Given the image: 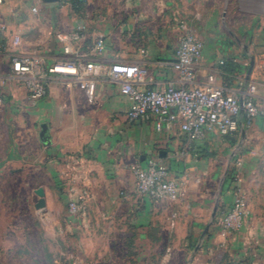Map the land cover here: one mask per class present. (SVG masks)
<instances>
[{"label":"crops","instance_id":"crops-1","mask_svg":"<svg viewBox=\"0 0 264 264\" xmlns=\"http://www.w3.org/2000/svg\"><path fill=\"white\" fill-rule=\"evenodd\" d=\"M97 1L101 8L97 15L93 16L88 10L80 16V22L88 26V36L80 47L83 60L96 65L95 95L90 99L86 89L80 86V111L75 115L67 110L74 102L71 99L72 87L58 86L57 82H52L43 99L32 104L24 82L13 73L11 55L13 51H18L44 56L48 68L51 62L47 55L52 49L57 51L58 43L55 38L52 49L48 48V44H42L44 53L24 38H21L20 45L13 44L16 36H23L26 30H30V25L17 16L10 24L3 14L9 4L21 11L24 3L22 0H6L0 5V128L7 126L8 129L10 123L18 137L7 148H4L5 142L0 141V157L7 150V163L13 161L15 164V159H19L16 153L26 151L23 144H35L38 134L41 138L43 126L47 127L49 135L48 141L43 142L51 153L57 146L55 135L60 137L69 126L66 121L70 118L80 120V139L76 138V148L80 150L78 165L71 174H66V178L72 175L80 179V194L86 193L87 196L86 215L96 219L107 212L114 219L108 231L115 234L107 242L99 239L81 241L80 264L166 262L163 257H149V247L160 243L150 241L143 235L144 228L151 227L155 212L164 214L165 209L160 204L158 208L151 207L150 204L160 202H152L137 194L131 170L133 163L139 161L146 164L150 159L166 165L172 175L182 181L183 188L187 187V222L191 227L188 246L195 247L187 264H264V17L252 16L247 22L241 17L236 23L224 24L212 0ZM181 19L204 41L203 56L197 71L198 84H206L208 77L214 75L216 84L226 85L239 95L251 85L257 87L261 114L250 126L243 123L240 132L222 136L216 131L205 130L201 138L191 140L179 123L172 126L164 124L158 128L155 118L130 121L127 117L129 102L122 94L120 85L109 79L111 65L117 61L142 65L149 71V88L165 89L171 83L178 85L177 71L166 62L175 58ZM78 21L73 18L59 31L72 30ZM38 25V21H35L34 26ZM99 40L105 42L106 48L103 53L96 54L92 48ZM252 61L254 65L248 77ZM231 62L240 68L228 71L227 65V71H224L223 66ZM76 91L79 92V89ZM243 118L242 115V121ZM212 147H215L216 153H229L233 165L237 161L241 163V179L238 182L229 181L228 172L225 171L218 195L212 194L214 179L205 177L206 167L222 166L219 162L214 163ZM221 155L218 159H223ZM190 173H196L197 177L189 179L187 175ZM236 189L243 194L247 216L235 218V229L225 233L220 229L218 219L231 210ZM20 196L19 193L1 192L0 206L2 200L15 198L19 201ZM15 205L19 208L18 202ZM13 206L9 208L12 214L15 212ZM122 206L127 209L119 213ZM44 210L35 207V215L43 216ZM215 210L216 217L213 218ZM128 211L133 216L145 218L146 223L138 225L133 222L128 227H120L117 216L122 217ZM0 216L7 218L8 214L0 212ZM13 224V221L4 225L6 227L0 224V264H7L6 258L15 260L22 255L19 252L20 242L11 241L5 234L14 231ZM85 228L93 233L100 230L95 223ZM202 229L203 233L198 237ZM119 235L128 236L122 240L117 238ZM39 244L42 248L52 247L51 243L47 246ZM26 247L30 251V246ZM104 247L108 248L107 255H102Z\"/></svg>","mask_w":264,"mask_h":264},{"label":"rangeland","instance_id":"rangeland-1","mask_svg":"<svg viewBox=\"0 0 264 264\" xmlns=\"http://www.w3.org/2000/svg\"><path fill=\"white\" fill-rule=\"evenodd\" d=\"M22 1L24 6L21 11L13 4H9L10 6L6 8L3 15L7 17V21L10 24L16 16L29 24V32L26 30L22 34L23 36H18L24 38L31 46L40 50L41 53L45 52V48L41 46L42 44H48V48L52 49V45L55 44V34L68 25L73 18L80 20V13L78 15L72 5L65 0L54 3H44L42 0ZM98 3L97 0H86L84 4L85 11L90 10V14L93 16L97 15L101 9ZM212 3L215 10L219 11V18L224 24L236 23L241 17L246 22L250 21L252 16L264 17V0H212ZM35 8L37 12H34ZM35 21H38V26H34ZM151 34L153 33L151 32ZM47 35L48 37L45 38ZM43 40L47 42L45 43ZM51 51L47 55V59L51 62L49 66L55 67L62 59L59 44H57V51L53 49ZM42 59L45 63L46 58L43 56ZM52 78L49 87L52 82H57L58 86L72 87L73 93L71 94L72 98H70L74 102L70 103L67 110L69 109L70 114H77L80 111V86L82 87L80 80L73 76H65L62 73H54ZM76 89H79V92ZM66 124L69 126L62 131L61 138L57 134L55 135L57 146L54 147L51 153L45 148L43 139L42 137L40 138L39 134L35 138V144H23L26 151L16 153L19 159H15V164L13 161L7 163L9 156L7 150L1 153L0 193H19L21 195L19 201L15 198L2 200V205L0 206V212L8 214L7 218L0 216V224L2 227H6L9 221L14 222V231L5 232V234L9 236L8 238L11 241L20 242L21 248L19 252H22L18 259L8 260L6 258L7 264H80L82 257L80 250L81 241L99 239L107 242L115 235L108 231L109 224L114 219L107 212L99 218L95 219L92 217L91 219L89 215L73 214L70 210L71 201L80 196V179L77 180L72 175L68 179L66 178V174L70 173L78 165L80 150L76 148V138L80 139V120L70 118L66 121ZM15 133L16 131L10 123H8V129L7 126L0 128V141L5 142L4 148L11 147L14 140L18 139ZM26 139L28 141V138ZM214 148L212 147L214 163L219 162L222 166L220 168L217 166L206 167L205 177L214 179L212 194L218 195L219 184L225 176V171L228 172L234 167V161L232 156H229V153H216ZM220 154H223L221 155L224 156L223 159H218ZM187 176L189 179L197 177L196 173H190ZM185 189L183 188L182 198L178 202L150 204L153 208L160 207L158 205L160 204L165 209V212L164 214H160V211L155 212L150 222L151 227H145L143 235L144 238L150 241H158L160 243L155 245L156 247H149L148 255L153 259L157 256L163 257L166 261L164 264H187V260L194 252L195 247L190 244L188 246L191 227L189 225L190 222H187L189 199ZM41 197L46 199V211L44 210L43 216L35 215L34 212L35 201ZM16 202L19 203V208H16ZM10 204L15 207L13 214L9 211ZM126 209V206H122L119 213H124ZM129 213L131 212H126L122 217H118L120 216L118 214L117 218L120 220L117 223H119L120 227L131 225L133 222L138 225L146 223L145 218L133 216ZM207 218H210V216ZM94 223L100 226V230L95 233L92 231L87 232L85 227ZM202 233L203 229L198 237ZM6 235H4V238ZM128 235V239H130V232H128ZM127 236L119 235L117 238L119 237L123 240ZM39 243L42 246H47L51 243L52 247L42 248L39 247ZM26 245L30 246V251ZM107 247L102 249V255H107Z\"/></svg>","mask_w":264,"mask_h":264},{"label":"built area","instance_id":"built-area-1","mask_svg":"<svg viewBox=\"0 0 264 264\" xmlns=\"http://www.w3.org/2000/svg\"><path fill=\"white\" fill-rule=\"evenodd\" d=\"M6 0H0L3 5ZM70 3L72 0H65ZM86 0H80L85 4ZM37 12V9H34ZM180 37L175 58L166 62L179 75V83L169 84L165 89L147 87L148 69L138 63L117 61L109 69V79L120 85L122 94L129 102L127 117L130 121L155 118L158 128L164 124L172 126L179 123L191 140L199 139L205 130L216 131L222 136L232 135L242 130L243 123L250 126L261 114L257 103V87L251 85L242 95L226 85L216 84V77L210 75L207 83L197 82V71L204 51V41L194 33L185 20L179 21ZM88 36L85 22H77L70 31H58L55 34L63 57L57 66L46 68L44 60L38 54H26L13 51L10 62L13 73L24 82L29 91L32 104H36L48 93V87L54 73L73 76L80 80L92 99L95 95L96 79L93 62H84L81 44ZM21 37L16 36L13 44L20 45ZM106 45L97 41L92 52L101 54ZM142 48V47H141ZM143 51V50H142ZM1 102V99H0ZM242 115L244 120H241ZM240 161L234 165L235 181L241 179ZM137 194L154 202L175 203L183 195L182 181L175 178L170 169L150 159L146 164L137 161L131 166ZM73 214H87L86 193L80 194L70 203ZM247 216L243 194L235 190L231 210L218 219L220 229L230 233L235 229L234 219Z\"/></svg>","mask_w":264,"mask_h":264},{"label":"trees","instance_id":"trees-1","mask_svg":"<svg viewBox=\"0 0 264 264\" xmlns=\"http://www.w3.org/2000/svg\"><path fill=\"white\" fill-rule=\"evenodd\" d=\"M71 5L75 9V11L78 13V15L80 13L79 17L85 15L84 4L81 3L80 0H72ZM227 65L229 66L228 71H236L240 68V66H238L236 63L231 62L223 66L224 71H227ZM226 78L229 80L228 76H226ZM227 179L229 181L235 180V169L234 168H231V170L228 171Z\"/></svg>","mask_w":264,"mask_h":264},{"label":"water","instance_id":"water-1","mask_svg":"<svg viewBox=\"0 0 264 264\" xmlns=\"http://www.w3.org/2000/svg\"><path fill=\"white\" fill-rule=\"evenodd\" d=\"M44 3H54V2H59L60 0H42ZM253 65H254V61H252L251 63V67H250V70L248 72V77L249 75L251 74L252 72V68H253ZM43 131L41 132V137L43 139V141L47 142V139L49 138V135L47 133V127L46 126H43ZM35 207L36 209L38 210H43L46 208V199L44 197H41L39 198V200L37 201V203L35 204ZM216 217V210L213 214V218ZM208 228L205 230V232H207Z\"/></svg>","mask_w":264,"mask_h":264}]
</instances>
